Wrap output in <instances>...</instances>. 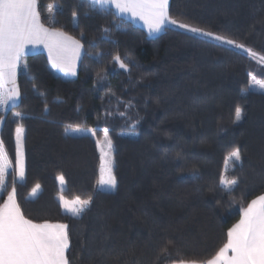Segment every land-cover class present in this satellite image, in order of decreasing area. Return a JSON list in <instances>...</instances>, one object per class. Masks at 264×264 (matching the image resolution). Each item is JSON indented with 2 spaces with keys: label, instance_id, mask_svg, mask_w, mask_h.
I'll list each match as a JSON object with an SVG mask.
<instances>
[{
  "label": "trees",
  "instance_id": "trees-1",
  "mask_svg": "<svg viewBox=\"0 0 264 264\" xmlns=\"http://www.w3.org/2000/svg\"><path fill=\"white\" fill-rule=\"evenodd\" d=\"M38 3L45 26L80 40L83 55L75 77L53 69L43 52L24 57L19 102L0 110L8 190L16 167L15 129L22 122L25 179H16L17 201L36 222L69 226L70 264L210 258L241 207L264 194V94H241L249 73L264 79V67L244 50L175 25L149 36L111 5L101 12L91 0ZM169 11L264 55V0H170ZM116 55L129 70L119 67ZM236 106L242 120L233 123ZM133 121L134 137L128 135ZM77 126L98 131L95 137L72 134ZM104 128L114 147L118 185L112 191L98 185L96 140ZM234 147L241 149L242 166L225 164ZM221 174L240 182L230 191L219 184ZM61 196L91 197L92 203L75 218L62 208ZM6 197L0 194V203Z\"/></svg>",
  "mask_w": 264,
  "mask_h": 264
},
{
  "label": "snow or ice",
  "instance_id": "snow-or-ice-1",
  "mask_svg": "<svg viewBox=\"0 0 264 264\" xmlns=\"http://www.w3.org/2000/svg\"><path fill=\"white\" fill-rule=\"evenodd\" d=\"M91 3L94 7L100 6L101 12L107 11L105 6L111 5L117 15L142 21L149 36L161 33L169 25H175L190 33L244 50L247 55L253 58L259 57L264 63V55L247 48L243 43L173 18L169 11V0H91ZM75 16L76 13L73 12V17ZM104 31L108 32L109 29L106 28ZM37 45H43L47 49L48 61L53 69L65 75L75 74L76 62L80 59L83 49L80 40L59 29L46 27L41 21L38 0H0V110H7L9 104L11 107L17 106L21 95L16 79L17 70L22 64L27 67L23 57L29 46ZM113 59L121 69L129 70V65L119 55ZM249 77V87L241 89V94H247L250 90L264 94V79H257L251 73ZM242 112L240 106L235 107L233 123L242 120ZM13 115L20 120L24 118L19 112ZM4 118L0 116V121ZM135 127L136 122L133 121L132 132L128 135L133 137L138 135ZM97 131L79 126L73 129L75 134H90L93 137L96 136ZM109 131L108 128H104L103 140H96V145L100 149L98 185L102 190H115L118 185L114 173L113 144ZM67 132L68 129H65L66 134ZM15 133L16 167L13 169L15 175L10 191L7 184L10 166L8 153L3 140H0V194L7 192L6 199L0 203V264H70L67 256L70 247L69 226L47 220L36 222L25 215L17 201L16 179L20 181L25 179V127L22 122L17 123ZM224 160L226 165L232 162L242 166L241 149L232 148ZM177 163L181 162L178 160ZM192 178L199 179V174L192 173ZM57 179L62 185L64 184L63 175L58 176ZM239 182L238 178L227 179L223 174L219 178V184L230 191L232 186L238 185ZM39 188L40 185L36 184L32 188V194L35 195ZM60 203L67 214L80 218L81 211L90 206L92 198L82 200L76 197L69 201L61 196ZM173 264H264V194L257 195L247 203L246 207H241L240 218L227 229L226 239L214 255L206 260L180 259Z\"/></svg>",
  "mask_w": 264,
  "mask_h": 264
},
{
  "label": "crops",
  "instance_id": "crops-1",
  "mask_svg": "<svg viewBox=\"0 0 264 264\" xmlns=\"http://www.w3.org/2000/svg\"><path fill=\"white\" fill-rule=\"evenodd\" d=\"M38 2H39V0H38ZM169 2H170V0H169ZM38 8H39V3H38ZM130 19V18H129ZM135 21V20H134ZM137 23V22H136ZM140 26H142L143 28H145L146 29V27H144V25H142L141 23H140ZM147 30V29H146ZM39 52H43L44 54H46V56H47V58H48V52H47V49L46 48H44V46L43 45H37V46H29V48H28V50L26 51V54L24 55V57L26 56V55H30V54H35V53H39ZM82 55H83V49H82V51H81V57H80V59L76 62V71H75V74L74 75H65L63 72H61V71H59V70H56V71H58L59 73H61V74H63V75H65V76H67V77H75L76 75H77V73H78V68H79V64H80V61H81V59H82ZM24 57H23V59H24ZM50 63V62H49ZM51 65V64H50ZM21 67V66H20ZM19 70H20V68L17 70V77H16V79H17V84H18V73H19ZM19 102V99H18V101H17V103ZM11 105V104H10Z\"/></svg>",
  "mask_w": 264,
  "mask_h": 264
},
{
  "label": "rangeland",
  "instance_id": "rangeland-1",
  "mask_svg": "<svg viewBox=\"0 0 264 264\" xmlns=\"http://www.w3.org/2000/svg\"><path fill=\"white\" fill-rule=\"evenodd\" d=\"M114 8V7H113ZM116 11V10H115ZM122 16V15H121ZM122 17H125V16H122ZM125 18H127V19H129L128 17H125ZM129 20H131L132 22H134V23H136L137 25H140V23L143 25V23H142V21H139V20H132V19H129ZM145 27V26H144ZM253 58V57H252ZM253 60L258 64V65H260V66H262V67H264V63H262L260 60H259V57H256V58H253ZM256 78L257 79H261L260 78V76L258 77V76H256ZM20 98V97H19ZM71 132H72V134H75L74 132H73V129L71 130ZM75 135H78V134H75ZM103 140V139H102ZM113 153H114V147H113ZM114 158V157H113ZM114 167H115V165H114ZM110 191H112V190H110Z\"/></svg>",
  "mask_w": 264,
  "mask_h": 264
}]
</instances>
